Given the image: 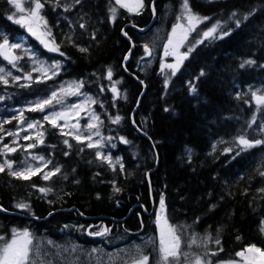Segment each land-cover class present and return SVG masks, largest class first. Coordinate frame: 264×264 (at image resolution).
Returning <instances> with one entry per match:
<instances>
[{"label": "trees", "instance_id": "obj_1", "mask_svg": "<svg viewBox=\"0 0 264 264\" xmlns=\"http://www.w3.org/2000/svg\"><path fill=\"white\" fill-rule=\"evenodd\" d=\"M160 1L164 2V11L161 14L156 8L155 18L160 20L154 28H165L173 16L182 12L178 5L182 0ZM42 2V15L59 51L38 52L42 57L56 56L60 70L51 78L37 79L26 56L18 62L20 71L8 64L12 75L31 72L33 80L26 83L28 87H20L25 83H14L9 76L8 85L0 84V105L4 110L0 113V148L10 142V131L19 126L13 118L19 113L12 108L45 96L60 81L79 79L96 101L103 146L107 144L111 157L119 159H113L110 166L97 159L96 148H88L86 141L62 135L58 127L42 120L41 111L24 108V119H41L38 130L44 133V142L36 143L35 137L29 135L33 139L15 147L12 139L8 145L17 150L0 158L11 161L18 170L28 162H40L32 160V156H43L50 161L47 169L59 167L61 171L48 180L43 179V171L30 180L17 179L7 169L0 172V237L4 238L0 245L12 237L13 229L59 239L73 233L89 244L97 240H118L114 243L121 244L138 234L157 232L156 216L163 196L168 224L178 229L185 242L194 234L200 241L198 247L183 246L189 259L200 255L217 264L237 259L236 253L247 246L255 245L264 251V176L260 175L264 172V144L241 151L235 143L240 135L250 140L264 139L260 131L264 107L258 109L251 95L254 91L264 94V0H189L194 13L209 19L190 34L183 51L193 45L194 50L174 76L170 69L161 72V57L156 56L148 65L139 62L147 43L141 36L153 30L139 31L151 23L150 0L139 14L120 8L115 0H80L79 4L60 0V6L55 0ZM154 2L159 5L158 0ZM112 7H116L117 16L110 21ZM14 12L7 0H0V29L11 33L22 30L8 19ZM234 12L236 16L230 19ZM217 22L221 25L218 33L230 34L197 44L203 32ZM122 27L127 35L122 33ZM128 38L134 47L124 68V56L131 47ZM245 60L254 63L241 68ZM175 62L176 56L164 60L166 64ZM0 63H4L1 57ZM109 69L111 80L107 78ZM139 80L146 84L144 90ZM114 82H118L119 92L115 99L111 91ZM141 92L134 126L131 113ZM117 115L122 119L114 124L112 118ZM120 137L128 143L121 142ZM65 139L71 148L63 143ZM29 143H36V147L25 151ZM229 148L232 151L226 152ZM114 186L120 191H115ZM42 187L52 191L45 195L38 190ZM21 202L29 208H17ZM96 223L95 233L102 232L99 225L108 232L89 235L85 228ZM205 236L211 237L206 246ZM217 238L219 245L215 243ZM158 246L157 240L146 249L152 264L158 259ZM212 252L218 254L213 256Z\"/></svg>", "mask_w": 264, "mask_h": 264}, {"label": "snow or ice", "instance_id": "obj_2", "mask_svg": "<svg viewBox=\"0 0 264 264\" xmlns=\"http://www.w3.org/2000/svg\"><path fill=\"white\" fill-rule=\"evenodd\" d=\"M47 2V0H45ZM7 3L15 9V12L8 16L9 20H13L14 23L19 24L21 27L25 28L27 32L35 37L48 51L58 52L59 45L56 44L55 39L52 37L51 30L48 28L47 20L42 15V10L45 6V3L42 0H7ZM56 6H60V0H55ZM76 4L80 3V0H75ZM116 5H119L120 8H124L128 10L130 13L135 12L139 14V10L143 8V0H135L134 5H130L126 2V0H115ZM26 5V6H25ZM69 6H65V11L70 9ZM181 15L177 16V23L173 25L172 31L168 36V42L164 45V56L167 57L169 55L176 56V62L173 64H166L163 61L161 62V72H164L165 69L171 70V75H175L179 70L181 64L187 56L194 50V45L188 48V51L180 54L179 48L184 44V42L188 39V35L197 29V26L203 23L205 20H208V17H201L198 14L194 13L189 5V0H182L181 4ZM111 19L115 20L117 16L116 7L110 8ZM251 15V13L249 14ZM236 13H232L231 18L235 17ZM245 19L248 17L245 16ZM181 21H184L183 23ZM240 21L237 20V27H239ZM81 28L85 27V24H80ZM221 28L219 22L209 28L207 31H204L202 34V39L196 41L197 44L202 43L203 39L209 38H224L228 36L230 32L228 31H219ZM127 35V33H125ZM0 57H3L4 60L8 61L9 64L12 65L13 68H17L18 71L21 69L18 67V62L22 59L20 55L17 54L16 50H22L25 52V55H28V50L24 49L22 44L10 43L9 38L6 35L0 34ZM80 51H86V49L81 48ZM145 55L151 56L152 50L148 47V45L144 46ZM63 55V53H61ZM29 58L33 62V72H38L41 76L45 78H51V75H55V69L59 68V64H53L50 67H46L41 61H39L34 56H29ZM128 57H125L127 60ZM254 61L245 60L240 67L243 68L246 64H252ZM201 75H204L201 72ZM11 76L12 81L18 82L21 77L12 76L11 72H5L4 68H0V84L8 85L9 80L7 77ZM23 80L32 81L33 76L31 72H26L23 75ZM107 78L109 80L112 79V70L109 69L107 73ZM39 79V78H37ZM116 83L114 82L111 88V91L114 94V99L119 96L118 89L116 87ZM168 79H165V87L167 88ZM28 84H21L20 87H28ZM82 87V83H75L74 85H70V88H74L75 91H69L64 88H61L62 95H78L79 89ZM190 90L195 92L196 89L194 86L190 85ZM253 100L255 101L258 109L264 107V94H258V92L254 91L251 93ZM3 99V97H0ZM53 103L60 104L62 103V97H58V94L54 91L51 96L47 99H42L34 102L33 106L29 108L31 111H41L43 112L46 107L52 106ZM96 103L95 100L88 97L85 99L84 104H74L70 107L65 108L63 111H53L50 114L44 115L43 119L49 122L52 127H59L62 129L61 134L71 136L73 139H76L78 142L87 141L88 148H97L102 147L101 142L99 140L93 142L92 134L99 136V125L102 123L100 121L99 116H97L94 112L90 114L89 124L86 126L88 135H84L81 129L78 127V121L76 124H69V117L71 114H77V109H83L85 104ZM168 109H165L167 111ZM14 119H18L21 124L24 123L23 110H21L20 115L18 117H13ZM122 119L119 115L115 118H112V123H119ZM63 120L64 125H60L58 121ZM91 121H96V123H92ZM8 123L9 121H4ZM253 122H255V117H253ZM37 127H42V124L39 121L29 122L27 123L25 131L28 129H35ZM68 127L70 131L67 133L63 132V128ZM251 127V124H249ZM2 130V129H0ZM92 130H95L94 133ZM260 131L264 132V125H261ZM9 135H18V133H9ZM44 133L42 131L37 132L35 136L36 143H43ZM3 137H0L2 140ZM23 139L30 140L33 137L28 135L24 136ZM121 142L128 143V141L124 137H120ZM15 143V141H13ZM36 143H29L24 147V150L36 147ZM65 145L69 148L72 147L69 144L68 139L63 141ZM236 145L240 148L241 151L256 147L257 145L264 144V139H256L250 140L246 137V135H240L235 140ZM17 149L15 147H10L8 144H4L2 148H0V155H7L8 153L15 152ZM213 150H215V145L213 146ZM83 151V149H81ZM226 152L232 151V149H225ZM68 153H65L67 155ZM239 154V153H237ZM97 159L102 161H107L110 166H112L111 158L103 155L99 150L96 151ZM32 160L40 161L43 167H47V164L50 161H46L43 156H32ZM119 163V161H116ZM121 169H123V165H120ZM8 170L9 175L21 179V180H30L32 176L37 175L41 172V167L32 165H28L23 169H14L13 163L7 159L0 163V172H4ZM61 169L59 167L54 168L51 171L45 172L43 174V179L48 180L53 175L60 173ZM261 176H264V172H260ZM41 193L47 195L52 191L51 188H39ZM115 191H120L119 188H115ZM264 191V189H261ZM17 208L27 209L29 205L26 203H19L16 205ZM165 212V202L163 196L160 199V211L156 216V223L159 229V246H158V259L156 264H211L210 261L206 260L204 257L200 255H195L192 259H189V254L183 251V246L186 244L187 247L191 248L193 246H200V241H198L196 235L194 234L191 239L187 242L184 241L182 236L180 235L178 229L172 225L168 224L167 218L164 215ZM264 231V229H262ZM108 232V229H104L102 232H96L95 235H103ZM3 237H0V240H3ZM211 239L209 236L203 237V243L206 246V243ZM239 239V238H238ZM217 245L220 244V240L217 238L215 240ZM223 249H219L222 251ZM245 252H255L259 253V256L262 258L260 264H264V251L260 248L255 247V245L250 246L245 251L237 252L236 255L239 257H243L246 261H248V257L245 256ZM217 252H212L211 255H217ZM42 253L39 249V246L33 245V240L31 233L27 230L22 232H17L13 229L12 239L10 241H5L2 245H0V264H46V261L42 258ZM132 264H152L150 256L145 254L140 248H137V255L133 258ZM223 264H235V262H223ZM249 264H255V261H250Z\"/></svg>", "mask_w": 264, "mask_h": 264}, {"label": "rangeland", "instance_id": "obj_3", "mask_svg": "<svg viewBox=\"0 0 264 264\" xmlns=\"http://www.w3.org/2000/svg\"><path fill=\"white\" fill-rule=\"evenodd\" d=\"M182 1L178 4L179 8H181ZM193 11V10H192ZM194 12V11H193ZM172 29H167L164 26L160 28H155L152 30L151 33L141 36L143 39L147 42L148 47L152 50V57L154 58L158 56L159 58L161 57V61L164 62L166 58L169 57H175V55H169L167 57L164 56V45L168 42V36L171 33ZM2 35H5L2 33ZM20 39V40H18ZM2 41V40H1ZM0 41V42H1ZM21 43L25 49L28 50V62L33 65L32 60L29 58V56H34L37 58L39 61H41L33 51H31L30 48H26V43L24 40H22L21 36H17V39L13 41V43ZM153 48H152V46ZM180 50V49H179ZM181 52V51H180ZM25 55V52H23ZM145 57H149L145 55ZM42 62V61H41ZM170 62V61H169ZM46 67H50L51 64H47L45 62H42ZM152 62H147L145 65L151 64ZM34 66V65H33ZM0 68H4L6 72V68L0 64ZM56 71V70H54ZM38 73V72H37ZM51 74V73H49ZM16 76V75H13ZM38 76H41L40 73H38ZM18 77H23V76H18ZM37 78V76H35ZM8 78V77H7ZM24 83L28 82L23 80ZM75 83H68L62 85L60 88H58L57 91H55L58 94V97H62V102L64 103L62 107L56 108L51 111H47L46 114H50L53 111H63L65 108L70 107L74 104H84L85 99L90 97L94 100V98L89 94L84 95V94H78V95H62L61 94V88H64L69 91H75L74 88H70V85H74ZM3 95V94H1ZM0 95V96H1ZM51 96L49 94L48 96L42 97V98H37V99H32L28 106L32 107L34 102L42 99H47ZM60 105V104H59ZM9 110V109H8ZM11 110L14 111V113H20L21 106H16L12 108ZM4 110L1 108L0 105V113H2ZM95 112L94 108V103L91 104H85L83 109H77V114H71L69 117V124H76L77 121L78 127L81 129L84 135H88L89 132L86 129V126L89 124V118L90 114ZM45 114V115H46ZM97 115V114H96ZM15 116V115H14ZM84 119V120H83ZM18 120V119H17ZM19 121V120H18ZM29 122H35V121H27L26 123L21 125V128L18 130V132H23L26 129L27 123ZM92 123H96V121H91ZM60 125H64V121L60 120L58 121ZM64 130H70L68 127H64ZM30 133H33V129H28L27 130ZM95 130H92L94 133ZM15 132V133H18ZM15 137L20 140L21 138L24 137V134H18L14 135ZM13 136V137H14ZM99 140L101 142L102 137L96 136L95 134H92V141L95 142ZM103 155L108 156L110 158L111 155L109 153L102 152ZM119 158H116V160ZM3 162V159L0 158V163ZM32 165L33 167L40 166L41 171L45 173L46 171H50V169H47L46 167H43L42 164L40 163H35V162H28V165ZM26 166V167H27ZM91 226H94V230H91ZM96 224L88 225L85 230L88 232L90 235H94L95 231L98 230ZM100 231H103L104 228L103 226L99 225ZM157 232L154 231L153 235L146 238L142 239L141 238L136 240L134 239L133 241L125 242L122 244H116L114 243V240L111 242H102V240H97L92 244H89L84 238H79L74 236L73 233H67L66 236H62L60 239L56 238L54 236L48 235V234H42L39 237L34 238L32 235V240H33V245L34 246H39V249L41 251L42 258L46 261V264H132L133 258L137 255V248H140L144 253L146 251V247L150 246L152 241H157L159 242V229L158 226L156 227ZM91 232V233H90ZM73 236V237H72ZM72 237V238H71ZM12 237L8 240L10 241ZM123 239V238H121ZM119 239V240H121ZM124 240V239H123ZM112 244V245H111ZM247 247L246 249H248ZM246 249L242 250L245 251ZM241 252V251H240ZM146 254V253H145ZM245 256L248 257V261H246L243 257H239L236 260H228L224 262H235V264H249L250 261H255V264H260L261 257L259 256V253L255 252H245ZM218 264H223V262H220Z\"/></svg>", "mask_w": 264, "mask_h": 264}, {"label": "water", "instance_id": "obj_4", "mask_svg": "<svg viewBox=\"0 0 264 264\" xmlns=\"http://www.w3.org/2000/svg\"><path fill=\"white\" fill-rule=\"evenodd\" d=\"M155 19V16H154V14H153V17H152V20H151V22L153 21ZM145 30V28H140V32H143ZM122 33L124 34V29H122ZM128 40H130L131 41V47H130V49L128 50V52L129 53H131V51H132V49H133V43H132V40L130 39V38H128ZM128 57V59L127 60H125L124 59V61L125 62H127L128 60H129V57L130 56H127ZM142 83H143V90H144V88L146 87L145 86V84H144V82L142 81ZM143 92V91H142ZM142 92L140 93V95L138 96V102H139V100H140V96H141V94H142ZM138 107V103H136V108ZM135 110V109H134ZM135 111H132V113H131V116H133V113H134ZM132 124L135 126L136 125V123H135V121H134V117H132ZM147 180H148V185H149V189H150V192H151V181H150V177H149V171L147 172ZM0 208H1V206H0ZM2 210H4V208H2ZM100 218H101V216H100Z\"/></svg>", "mask_w": 264, "mask_h": 264}, {"label": "bare ground", "instance_id": "obj_5", "mask_svg": "<svg viewBox=\"0 0 264 264\" xmlns=\"http://www.w3.org/2000/svg\"><path fill=\"white\" fill-rule=\"evenodd\" d=\"M155 10H156V9H155ZM155 10H152V11H153V13H152V17H153V14H154V16H156V11H155ZM155 19H156V18H155ZM155 19H154L149 25H147V26L144 27V28H145V29H155V28H154V25H155L156 23H153V22L155 21ZM130 23H131V22H130ZM165 27H166V26H165ZM124 28H125V27H122V29H124ZM166 28L169 29L168 27H166ZM28 63H29V62H28ZM125 63H126V62L124 61V62H123V66H124V68L126 67V66H125ZM29 65H30V63H29ZM30 66H31V65H30ZM11 73H13V72L11 71ZM13 75H16V74H13ZM13 75H12V76H13ZM20 80L23 81V78L21 77ZM20 80H19V81H20ZM28 82H29V81H28ZM28 82H26V83H28ZM139 82H142V81L139 80ZM23 83H24V81H23ZM26 83H25V84H26ZM144 84H145V83H144ZM145 86H146V84H145ZM2 92H3V90H2ZM137 103H138V100H137ZM134 109L136 110V106L134 107ZM135 110H133V111H135ZM11 114H12V113H11ZM2 115H3V114H2ZM19 115H20V113L17 114V115H15V116L18 117ZM23 116H24V115H23ZM132 117H134V113H133V116H132ZM24 120H26V119H24ZM83 120H84V119H83ZM47 126H48V125H47ZM12 127H13V126H12ZM11 140H12V138H10V142H9L8 144L12 143ZM13 141H14V140H13ZM18 163H19V162H18ZM26 166H27V164H26ZM26 166H25V167H26ZM23 168H24V165H23V166H20V167L18 168V170H19V169H23ZM38 177H39V176H38ZM151 190H152V185H151ZM150 193L152 194V191H151ZM72 237H73V236H72ZM72 237H71V238H72ZM130 238H131V237H130ZM132 241H133V240H132ZM126 242H128V241H126ZM124 243H125V242H124ZM121 244H122V243H121Z\"/></svg>", "mask_w": 264, "mask_h": 264}, {"label": "flooded vegetation", "instance_id": "obj_6", "mask_svg": "<svg viewBox=\"0 0 264 264\" xmlns=\"http://www.w3.org/2000/svg\"><path fill=\"white\" fill-rule=\"evenodd\" d=\"M158 1H159V5H158V2H157V6H156L155 4H154V6H155V8H157L158 11L161 12V14H162L163 11H164V9H163V3H164V2H161L160 0H158ZM150 3H151V0H150ZM161 5H162V6H161ZM149 6H150V5H149ZM156 12H157V10H156ZM152 13H153V11H152ZM157 15H158V13H157ZM157 18H159V17L157 16ZM155 23H156V21H155ZM166 27L169 28L168 25H167ZM140 238H141V234H138V236L133 237L132 239L128 240V242H129V241H132V240H134V239L138 240V239H140Z\"/></svg>", "mask_w": 264, "mask_h": 264}]
</instances>
